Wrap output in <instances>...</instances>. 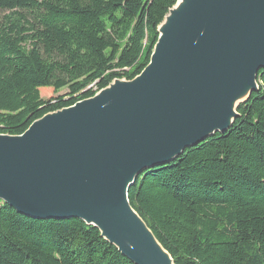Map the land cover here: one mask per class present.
<instances>
[{
  "label": "trees",
  "instance_id": "obj_1",
  "mask_svg": "<svg viewBox=\"0 0 264 264\" xmlns=\"http://www.w3.org/2000/svg\"><path fill=\"white\" fill-rule=\"evenodd\" d=\"M176 1L0 0V134L140 74ZM257 84L230 128L128 189L174 264H264V68ZM0 264L134 263L79 218H33L0 200Z\"/></svg>",
  "mask_w": 264,
  "mask_h": 264
},
{
  "label": "water",
  "instance_id": "obj_2",
  "mask_svg": "<svg viewBox=\"0 0 264 264\" xmlns=\"http://www.w3.org/2000/svg\"><path fill=\"white\" fill-rule=\"evenodd\" d=\"M149 63L94 96L0 134V200L29 217H76L134 264H174L131 207L141 172L238 117L264 68V0H184ZM174 9V10H173Z\"/></svg>",
  "mask_w": 264,
  "mask_h": 264
},
{
  "label": "rangeland",
  "instance_id": "obj_3",
  "mask_svg": "<svg viewBox=\"0 0 264 264\" xmlns=\"http://www.w3.org/2000/svg\"><path fill=\"white\" fill-rule=\"evenodd\" d=\"M3 14V12H0V17ZM65 92V89H63L62 91L59 92V94H63ZM54 95V93L52 92L51 89L46 88V90H43L41 93V96L43 98H49L52 97Z\"/></svg>",
  "mask_w": 264,
  "mask_h": 264
},
{
  "label": "bare ground",
  "instance_id": "obj_4",
  "mask_svg": "<svg viewBox=\"0 0 264 264\" xmlns=\"http://www.w3.org/2000/svg\"><path fill=\"white\" fill-rule=\"evenodd\" d=\"M183 3H184V0L179 1L178 4H176V6L174 7V9H178Z\"/></svg>",
  "mask_w": 264,
  "mask_h": 264
}]
</instances>
